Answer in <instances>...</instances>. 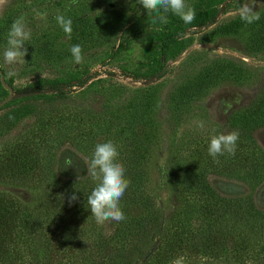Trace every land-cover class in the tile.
Listing matches in <instances>:
<instances>
[{"label":"rangeland","instance_id":"obj_1","mask_svg":"<svg viewBox=\"0 0 264 264\" xmlns=\"http://www.w3.org/2000/svg\"><path fill=\"white\" fill-rule=\"evenodd\" d=\"M245 2L250 3L260 16L252 24H246L238 14ZM186 3L196 9V18L190 25L171 13L167 15V23L153 24L155 14L145 10L138 0H0V146L9 145L22 137L28 140L34 138L32 142L35 141L38 116H11L13 112L9 110L20 104H48L50 101V104L66 109L63 115L82 104L96 111L111 107L120 119L111 122V126L104 125L103 131L96 134L92 141L98 144L111 140L117 145L120 155H123L124 149L121 141L127 144L131 133L136 136L149 133L155 138V147L147 151L150 167L146 168L144 178L138 181L126 176L130 184L120 207L125 212L124 204L130 202L125 198L130 197L134 200L129 205L140 208L136 211L128 207L124 213L128 216L124 220L129 228L126 233L129 230L133 231L132 234L140 233L141 229L151 225L155 228L152 223L158 208L166 226L172 225L171 229L177 225L179 232L187 236L191 233L194 238L213 233L211 225V231L207 232L209 235L203 233L202 217L193 205L192 195L183 194L182 198L175 200L170 188L163 182L161 167L171 153L180 158L191 156L197 166H202L210 156V138L228 133L224 122L230 115L249 105L264 91V45L257 49L250 45L252 33H256L255 37H264L263 32L257 31L264 25V0H186ZM37 12L47 13V19L38 18ZM22 14L31 31V40L25 45L28 53L23 63L9 65L3 58V52L8 47L7 35L13 21ZM56 15L71 18V38L54 19ZM176 31L177 41L164 55H160L159 39L167 32ZM90 34L93 37H88ZM76 44L83 49L84 60L80 64L73 62L70 52ZM159 64L163 66L161 71L156 70ZM176 81L183 84L185 91L193 92V101L190 105H181L179 113L182 120L174 125L170 118V113L174 115V112L168 107L166 96ZM260 120L261 123L255 125ZM197 122H203L204 127H198ZM126 124L132 125V128L126 129ZM31 126L35 127L28 131ZM249 126L252 127L247 134L248 144L237 145L236 149L238 154L247 157L252 167L257 159L256 170H262L261 177L248 181L240 170L235 175H229L223 171V166L217 168L215 162L211 167L218 172L206 174L207 185L220 198L228 196L231 197L230 202H236L235 211H229V207L226 211L219 200L208 203L210 209L213 205L220 211L218 218L222 222L217 226L223 235L228 234L230 224L227 221L232 213L234 216H245L244 211L264 210V114L260 113L259 119L250 122ZM55 128V125L48 130L46 127L44 137L47 138V133L52 134ZM66 134L68 136H64L63 140L72 136ZM78 135L76 132V137ZM177 141H181L180 144H176ZM56 149L55 168L60 174L88 178V160L81 147L78 149L67 141H61ZM69 156L73 166L65 165V158ZM1 182L0 191L10 192L20 200L28 199L26 190L19 183L8 181L5 185ZM187 201L192 203L195 215L185 218L186 210L190 209V205L185 206ZM89 218L92 228L79 225L77 229L80 233L70 232L71 238L83 233L86 239H91L93 232L98 242L107 243L104 246V250L108 251L107 257L119 252L128 242L123 239L121 229H115L122 227V221L110 220L98 224L91 213ZM258 229L255 232L260 233L264 244V224ZM72 246L74 244L70 243L69 253L66 251L61 258L62 253H56L57 256L61 253L55 260L56 264L82 263L77 255V259L74 257ZM153 248L152 242H149L138 255L146 258ZM225 253L221 247L217 250V254L221 255L217 257H209L208 252L192 251V256L188 258L172 255L174 257L165 259V255L157 254L149 261L150 264H176L177 261L188 264L186 261L191 259L193 263L189 264H230L223 259L222 254ZM100 261L101 258H98L97 264ZM105 261L111 263V260L104 259L102 264ZM113 261L114 264L121 263L120 258ZM232 264L258 263L238 256Z\"/></svg>","mask_w":264,"mask_h":264},{"label":"trees","instance_id":"obj_2","mask_svg":"<svg viewBox=\"0 0 264 264\" xmlns=\"http://www.w3.org/2000/svg\"><path fill=\"white\" fill-rule=\"evenodd\" d=\"M258 30L264 33V25ZM254 34L256 33L250 35V45H254L257 49L260 45H264V37L261 39V36L255 37ZM91 36L93 37L92 34L88 37ZM177 39V31L165 33L159 39V54L164 55ZM162 69V65L156 66L157 71ZM184 89L186 88H183V84L176 81L167 92V105L174 112V115L170 113L174 125L179 124L182 120L179 113L181 105H190L193 101V92H187ZM50 102H47L48 104H20L9 110L10 113L13 112L11 116L35 114L38 116V122L34 142H32L34 138L28 140L27 137H22L16 142H10L9 145L1 144L0 146L1 183L6 185L15 181L28 194V199L20 200L10 192L0 191V264H56L57 257L62 253L61 258L66 251L68 252L70 243L74 244L70 249L74 257L76 258L77 255L82 262L80 264H97L98 258H101L102 262L104 259L111 260L109 264H114L113 259L115 258H120V264H150V258L157 254L165 255V259L174 257L172 255H184L185 258H188V256H192V251H200L203 254L208 252L209 257H217L221 255L217 254V250H220L221 247L226 251L222 255L227 263L232 264L240 256L253 259L258 264H264V244L260 233L255 232L256 228L259 227V231L264 224L263 209L244 211L245 216L236 214L234 216L232 213L230 220L227 221L231 229L228 230V234L223 235L218 229L217 225L222 222L218 218L220 211L216 210L213 205L210 209L208 203L219 200L220 204L226 207V211L228 207L229 211H235L237 206L234 205L236 202H230L231 197L220 198V195L207 185V172H218V169L213 171L211 167L214 162L211 156L208 157V161H204L202 166H197L191 156L180 158L175 153H171L164 159L161 167L163 182L168 185L175 200L177 197L182 198L183 194L189 193L193 196V205L202 217L200 220L202 231H205L203 233L208 234L207 232L211 231L210 225L214 228L213 233L210 234L211 237L202 234L198 238H194L191 233L190 236H187L179 232L177 225L173 229H171L172 225L167 227L162 211L158 208L157 217L152 223L155 228L151 225L141 229L140 233L132 234L133 231L130 230L129 233H126L129 228L124 224V220L121 224L122 227L118 224L119 227L115 229H121L123 239L128 242L113 256H106L108 251L104 250V246H107V243L98 242V238H95L96 235L93 232L91 239H86L83 233L71 238L70 232L78 233L79 225L82 227L91 226V228L93 226L91 218H89L91 210L88 208L87 198L97 182L93 181L90 174H88V178L60 174L55 168L57 165L56 147L61 145V141L62 143L67 141L68 144L78 149L81 147L88 163H90L93 153L91 148L96 146L92 138L103 131L104 125L111 126L120 118L116 117L109 106L96 111L85 104L79 108H72L68 114L66 112L63 115L66 109L50 104ZM169 102L173 104H169ZM259 112L264 114V91L239 112L231 114V118L229 117L224 122L227 132L234 130L239 132V138L242 139L237 141L238 147H242L243 143L248 144L247 134L252 127L249 126V123L259 119ZM259 123L261 120L255 125H259ZM54 125L56 126L54 132L47 133V138H45L43 132L46 127L48 130L50 126ZM32 127L35 126L29 127L28 131H31ZM125 128L129 130L132 125L126 124ZM65 131L72 135L69 140H63L64 136H68ZM75 131L79 134L77 137ZM79 136L82 137L78 138ZM130 137L127 139V144L124 140L121 141L124 149L123 155L119 154L118 160L125 166V175L139 181L144 178L146 168L150 167V156L147 151L149 148L155 147V138L150 137L149 133L141 136L131 133ZM180 142L177 141L176 144H180ZM246 158L238 154V149H236L235 155L219 156V163L216 165L217 168L223 166V171L229 175H235L236 171L240 170L246 180L255 181L261 177L259 174L261 175L262 170H260L261 172L256 170L258 168L257 159L254 162L256 165L252 167V163ZM182 187H185L183 191ZM73 193L78 196V199L70 202L69 198ZM125 200L131 202L134 199L128 197ZM130 202L124 204L126 205L124 213L128 211V207L134 208L136 211L140 210L137 205L135 207L129 205ZM146 203L147 200L144 207H146ZM245 204H250V202ZM187 205H190V209L186 210L185 218L188 215H195L192 203L187 201L185 206ZM132 213L134 212L132 211ZM149 242H152L154 247L151 253L146 258H143L142 254L139 256L140 249L146 248ZM207 249L208 251H206ZM59 251L61 253L57 256L56 253ZM136 259H139L138 262L134 261ZM101 261L99 264H102ZM186 262L193 263V260L189 259ZM69 264H74V262ZM104 264H107L106 261Z\"/></svg>","mask_w":264,"mask_h":264},{"label":"clouds","instance_id":"obj_3","mask_svg":"<svg viewBox=\"0 0 264 264\" xmlns=\"http://www.w3.org/2000/svg\"><path fill=\"white\" fill-rule=\"evenodd\" d=\"M138 3L145 10L154 13L153 24L167 23L169 13L178 16L185 24H192L196 18V9L186 3V0H138ZM240 19L246 24H252L260 19L259 13L254 11L250 3H243L239 9ZM40 19H47V13H36ZM58 25L65 34L71 38L72 20L63 15L54 17ZM31 40V31L27 28L25 15L15 19L7 35L8 47L3 52L5 63L15 65L23 63L28 53L25 46ZM73 62L80 64L84 60L83 49L81 45H73L70 49ZM197 126L203 128V122H197ZM239 132L231 131L213 135L208 144V153L215 163H219V156L225 154L235 155ZM119 152L117 145L108 140L96 144L90 163H87L88 174L93 181H96L95 187L87 198L88 208L91 215L95 217L98 224H104L106 221L114 220L120 222L126 219L124 212L120 207V201L126 192L130 180L126 178V169L121 161L118 160ZM66 166H73L72 158H65ZM76 201L78 196L73 193L69 198ZM179 264V261L176 262Z\"/></svg>","mask_w":264,"mask_h":264}]
</instances>
